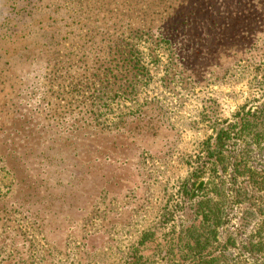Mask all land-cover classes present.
<instances>
[{
    "label": "rangeland",
    "instance_id": "rangeland-1",
    "mask_svg": "<svg viewBox=\"0 0 264 264\" xmlns=\"http://www.w3.org/2000/svg\"><path fill=\"white\" fill-rule=\"evenodd\" d=\"M131 46L152 80L128 100L125 81L93 75L107 50ZM262 95L264 0H0V207L15 204L56 246L136 209L95 262L121 264L172 224L217 124Z\"/></svg>",
    "mask_w": 264,
    "mask_h": 264
},
{
    "label": "trees",
    "instance_id": "trees-1",
    "mask_svg": "<svg viewBox=\"0 0 264 264\" xmlns=\"http://www.w3.org/2000/svg\"><path fill=\"white\" fill-rule=\"evenodd\" d=\"M118 49L106 51L111 63L93 77L108 83L106 88L125 81V92L117 96L131 100L152 76L133 46ZM175 66L179 71V63ZM214 129L177 191L175 211L167 220L170 228L145 232L121 264H264V95ZM136 214L132 209L106 216L92 233L69 236L56 246L46 240L42 225L15 204L0 207V264H44L47 259L95 264L98 253L119 248L113 235L132 225ZM96 218L97 210L87 221L93 224ZM23 223L43 238L42 252Z\"/></svg>",
    "mask_w": 264,
    "mask_h": 264
}]
</instances>
